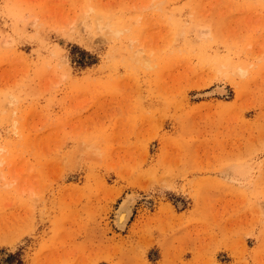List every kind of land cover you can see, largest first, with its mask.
Instances as JSON below:
<instances>
[{
	"label": "rangeland",
	"instance_id": "374dc122",
	"mask_svg": "<svg viewBox=\"0 0 264 264\" xmlns=\"http://www.w3.org/2000/svg\"><path fill=\"white\" fill-rule=\"evenodd\" d=\"M7 255L264 264V0H0Z\"/></svg>",
	"mask_w": 264,
	"mask_h": 264
},
{
	"label": "bare ground",
	"instance_id": "6f19581e",
	"mask_svg": "<svg viewBox=\"0 0 264 264\" xmlns=\"http://www.w3.org/2000/svg\"><path fill=\"white\" fill-rule=\"evenodd\" d=\"M128 204L130 205V203L122 202V204L118 207L116 211L115 226L119 230H123L129 221L131 210Z\"/></svg>",
	"mask_w": 264,
	"mask_h": 264
},
{
	"label": "trees",
	"instance_id": "16d2710c",
	"mask_svg": "<svg viewBox=\"0 0 264 264\" xmlns=\"http://www.w3.org/2000/svg\"><path fill=\"white\" fill-rule=\"evenodd\" d=\"M14 259L13 255H7L5 258L6 264H21L19 260L15 259L14 263L11 261Z\"/></svg>",
	"mask_w": 264,
	"mask_h": 264
}]
</instances>
